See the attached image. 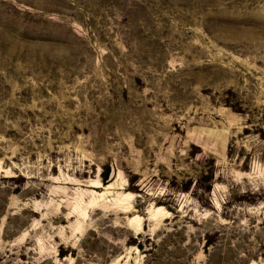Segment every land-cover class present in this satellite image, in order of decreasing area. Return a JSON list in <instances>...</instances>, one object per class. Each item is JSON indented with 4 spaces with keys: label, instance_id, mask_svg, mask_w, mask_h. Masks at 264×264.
Wrapping results in <instances>:
<instances>
[{
    "label": "rangeland",
    "instance_id": "1",
    "mask_svg": "<svg viewBox=\"0 0 264 264\" xmlns=\"http://www.w3.org/2000/svg\"><path fill=\"white\" fill-rule=\"evenodd\" d=\"M0 264H264V0H0Z\"/></svg>",
    "mask_w": 264,
    "mask_h": 264
},
{
    "label": "bare ground",
    "instance_id": "2",
    "mask_svg": "<svg viewBox=\"0 0 264 264\" xmlns=\"http://www.w3.org/2000/svg\"><path fill=\"white\" fill-rule=\"evenodd\" d=\"M97 185V184H96ZM98 186V185H97ZM99 187V186H98ZM100 187H101V185H100ZM126 197H131V194L130 193H126V194H124ZM154 210H156V212L158 213V212H164V209L160 206H158V208H154ZM156 212H154V213H152L151 214V217L152 218H154L155 216H157V213ZM166 212V211H165ZM165 215V214H164ZM138 218V216L136 215V216H134L133 218H132V220H136Z\"/></svg>",
    "mask_w": 264,
    "mask_h": 264
},
{
    "label": "water",
    "instance_id": "3",
    "mask_svg": "<svg viewBox=\"0 0 264 264\" xmlns=\"http://www.w3.org/2000/svg\"><path fill=\"white\" fill-rule=\"evenodd\" d=\"M114 175H115V173H112V175H111V179L114 177Z\"/></svg>",
    "mask_w": 264,
    "mask_h": 264
}]
</instances>
